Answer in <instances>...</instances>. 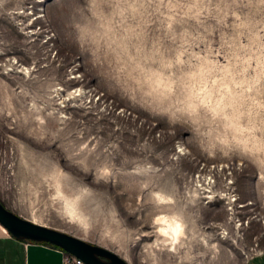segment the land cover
Wrapping results in <instances>:
<instances>
[{
	"label": "rangeland",
	"instance_id": "1",
	"mask_svg": "<svg viewBox=\"0 0 264 264\" xmlns=\"http://www.w3.org/2000/svg\"><path fill=\"white\" fill-rule=\"evenodd\" d=\"M0 203L127 264H264V0H0Z\"/></svg>",
	"mask_w": 264,
	"mask_h": 264
},
{
	"label": "water",
	"instance_id": "2",
	"mask_svg": "<svg viewBox=\"0 0 264 264\" xmlns=\"http://www.w3.org/2000/svg\"><path fill=\"white\" fill-rule=\"evenodd\" d=\"M0 226L11 236L36 243H47L79 259L83 264H127L115 253L90 245L54 229L22 219L0 203Z\"/></svg>",
	"mask_w": 264,
	"mask_h": 264
},
{
	"label": "crops",
	"instance_id": "3",
	"mask_svg": "<svg viewBox=\"0 0 264 264\" xmlns=\"http://www.w3.org/2000/svg\"><path fill=\"white\" fill-rule=\"evenodd\" d=\"M64 251L11 236L0 226V264H63Z\"/></svg>",
	"mask_w": 264,
	"mask_h": 264
},
{
	"label": "built area",
	"instance_id": "4",
	"mask_svg": "<svg viewBox=\"0 0 264 264\" xmlns=\"http://www.w3.org/2000/svg\"><path fill=\"white\" fill-rule=\"evenodd\" d=\"M63 264H83L79 259L64 253Z\"/></svg>",
	"mask_w": 264,
	"mask_h": 264
}]
</instances>
